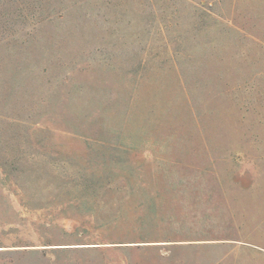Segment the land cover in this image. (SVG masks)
Listing matches in <instances>:
<instances>
[{
  "label": "rangeland",
  "instance_id": "374dc122",
  "mask_svg": "<svg viewBox=\"0 0 264 264\" xmlns=\"http://www.w3.org/2000/svg\"><path fill=\"white\" fill-rule=\"evenodd\" d=\"M0 264H264V0H0Z\"/></svg>",
  "mask_w": 264,
  "mask_h": 264
}]
</instances>
